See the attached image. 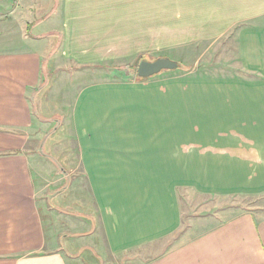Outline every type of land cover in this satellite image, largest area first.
<instances>
[{
	"label": "crops",
	"instance_id": "crops-1",
	"mask_svg": "<svg viewBox=\"0 0 264 264\" xmlns=\"http://www.w3.org/2000/svg\"><path fill=\"white\" fill-rule=\"evenodd\" d=\"M172 25L181 45L231 33L241 72L79 84L67 105L79 170L42 191L48 160L29 142L43 56L95 68L176 45ZM181 190L259 209H216L186 237ZM262 210L264 0H0V264H264Z\"/></svg>",
	"mask_w": 264,
	"mask_h": 264
},
{
	"label": "rangeland",
	"instance_id": "rangeland-1",
	"mask_svg": "<svg viewBox=\"0 0 264 264\" xmlns=\"http://www.w3.org/2000/svg\"><path fill=\"white\" fill-rule=\"evenodd\" d=\"M22 1V0H21ZM38 8V7H37ZM36 8V9H37ZM43 11L45 9L41 7ZM35 11V9L33 10ZM38 11V9H37ZM23 11L17 12V17L23 16ZM27 13V12H26ZM39 16V14L36 13ZM37 16V17H38ZM25 22L17 23V31L23 30L27 33ZM181 33L184 32V25L180 24L175 26ZM31 34H38L40 29L38 27L30 28ZM165 32L169 38L168 41L175 44L174 46L160 49L158 51H151L147 55H135L131 57H125L119 60H113L111 62H105L104 64H98L99 67H83L69 64L67 60H61L58 58L56 61H51L49 56H43L41 67V84L37 87V91L34 94L35 98L40 102L39 113L40 121L38 120V126L36 132L30 135L29 148L31 150V158L33 161H44L49 164L47 167L42 166L36 168L37 175L41 173V185L43 190L50 183L52 185L49 190L51 194L59 193L62 185L65 182L68 184V178L66 176L76 175L79 170L77 167L76 153L72 151L73 141L70 136L71 122L68 111L69 101L72 100L75 88L83 82L92 80H99L105 75L120 79L136 77V69L139 62L143 59L153 60L158 57H169L176 60L184 67L176 70H164L161 74H157L156 79L167 78L171 76H218L225 74H236L237 70L241 72V68L234 67L236 61L234 59L235 42L230 39L231 33L226 36H220L217 38H205L199 39L196 35L195 40L185 45L178 44L186 41L185 39L178 40L174 35V25L167 26ZM25 34V33H24ZM28 35L30 33H27ZM34 38V37H32ZM35 40H31L34 43ZM36 42V41H35ZM31 43V44H32ZM19 43L17 42V46ZM180 45V46H179ZM48 62L45 64V62ZM128 65L127 69H123L124 65ZM118 69H113L116 67ZM122 68V69H120ZM112 70V71H110ZM91 75H94L93 79ZM121 76V77H120ZM38 97V98H37ZM71 102V101H70ZM63 107H66L63 111ZM37 111V115H39ZM46 114V115H45ZM46 118H45V117ZM48 124V125H47ZM54 127L56 130L54 131ZM35 133V134H34ZM63 176L64 178H62ZM65 181V182H64ZM70 181V180H69ZM62 182V183H61ZM45 184V185H43ZM45 186V187H44ZM66 188L68 185H65ZM64 186V187H65ZM63 187V188H64ZM48 188V187H47ZM77 193L73 195L80 200L85 199L87 190L85 185L78 183L76 185ZM182 191V190H181ZM179 192V204L183 217V226L181 230L186 237H194L199 233V225L201 220L205 221V217H213L216 213V209H225L227 207L237 206L241 209H259L257 206L260 203L258 199H252L247 197H215L201 195L200 193H194L195 191L185 190ZM50 200V197H49ZM71 209L78 210L79 205L76 201L69 202ZM77 205V206H76ZM86 212V210H84ZM264 212V210H262ZM214 213V214H212ZM201 217V218H199ZM211 219L207 220L206 225H210ZM203 223V222H202ZM203 225V224H201ZM188 227V229H187ZM191 227V228H189ZM180 235V236H181ZM179 236V237H180ZM181 238V237H180Z\"/></svg>",
	"mask_w": 264,
	"mask_h": 264
},
{
	"label": "water",
	"instance_id": "water-1",
	"mask_svg": "<svg viewBox=\"0 0 264 264\" xmlns=\"http://www.w3.org/2000/svg\"><path fill=\"white\" fill-rule=\"evenodd\" d=\"M180 68V63L169 57H158L153 60L143 59L139 62L136 75L142 79L150 78L164 70H176Z\"/></svg>",
	"mask_w": 264,
	"mask_h": 264
},
{
	"label": "trees",
	"instance_id": "trees-1",
	"mask_svg": "<svg viewBox=\"0 0 264 264\" xmlns=\"http://www.w3.org/2000/svg\"><path fill=\"white\" fill-rule=\"evenodd\" d=\"M181 67H184V66H183L182 64H180V68H181ZM117 69H118V68H117ZM136 79H137L138 81L144 80V79H142V78H140V77H137V76H136Z\"/></svg>",
	"mask_w": 264,
	"mask_h": 264
}]
</instances>
